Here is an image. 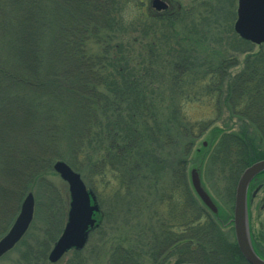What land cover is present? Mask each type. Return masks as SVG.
Returning a JSON list of instances; mask_svg holds the SVG:
<instances>
[{
    "label": "trees",
    "instance_id": "obj_1",
    "mask_svg": "<svg viewBox=\"0 0 264 264\" xmlns=\"http://www.w3.org/2000/svg\"><path fill=\"white\" fill-rule=\"evenodd\" d=\"M131 1L0 0V216L18 214L32 192L41 226L32 223L11 251L14 263L51 264L69 210V193L48 179L61 160L82 176L100 208L88 245L65 264H248L232 218L241 174L264 160V44L237 36L242 63L216 50L204 57L183 50L168 77L153 81L157 29L171 30L177 45L189 38L173 31L177 15L128 19ZM130 28L152 39L148 64L130 49L120 56ZM162 84L172 102L204 101L240 130L222 132L206 170L224 183L229 213L209 212L185 177L192 147L217 120L189 126L173 123L175 111L162 117ZM213 129L216 136L223 131ZM14 217H5L0 238Z\"/></svg>",
    "mask_w": 264,
    "mask_h": 264
},
{
    "label": "rangeland",
    "instance_id": "obj_2",
    "mask_svg": "<svg viewBox=\"0 0 264 264\" xmlns=\"http://www.w3.org/2000/svg\"><path fill=\"white\" fill-rule=\"evenodd\" d=\"M159 1L163 2L164 4L166 1H169L171 3L172 10H177V12L181 11L180 17L177 14V19H179L177 22L179 23H176L174 24V27H171L178 37L179 35L182 36V38L186 36L189 39H186L180 45H177L171 37V30H169L167 27H159V29H157L158 36L156 44L153 43L152 39L143 40L140 36V33L138 32V28L135 29L136 33L133 32L130 28V33H127V35L125 34L122 40V42H124V48L121 52L122 54H120V56H122L126 54V51H128V49H130V51L132 52V58L135 61L145 60L148 64L147 60L150 58V56L147 54V46L150 42H152L153 45L150 47V49L154 53V58L156 62L151 63L152 76L154 75V71L157 72L156 77H153V81L162 79L161 77H168L169 68L171 65L170 62L176 60L177 54L183 50H190L193 48L197 50L199 49L198 51L202 52L203 57L208 56V53H210V51L216 50L219 53L218 56L220 58H235L237 59V62H243L245 55H240L238 52L234 51L235 43H237V38L239 37L234 30V24L237 20L238 0H153V3ZM148 2L149 0H132L126 12V17L131 20H136L140 16L146 19L147 17H149L147 15H156L155 10L149 6ZM178 6H180V9H178ZM164 15L169 18H176L175 16L173 17L169 13L161 15L157 14V16ZM194 40H198V42H200L201 44H194ZM127 53L131 55L129 51ZM183 55L186 56L185 53ZM130 66H132V64ZM237 71L238 68L232 70V73H236ZM159 88L160 89L157 90L159 94V114H161L162 117H165L167 115H172L173 111L177 112V120L173 121L175 125L180 124L181 120H183V122L186 121L189 126L195 123L210 121L212 122L214 120H217V122H215L209 130H206L202 135H200V137L192 147L188 156L185 177L187 185L192 188L189 179V172L191 168L200 166L202 169V178L205 188L207 189L209 194L214 198L217 205L224 212V214L229 213L230 205L227 202L225 196L223 195L224 183L221 182L219 185L217 176L212 173L207 174L206 170L208 158L216 144L219 143L222 137V132H224L225 134L233 132L238 133L240 130L238 129V127L233 126L234 122H230L226 125L225 116H222L218 119L217 115L215 114V110L211 106L205 104L204 101L172 102L170 100L171 92L166 87V84L159 85ZM214 127H218L220 128V130L222 129L223 131H219L216 136L213 131ZM229 128L230 131H228ZM18 130L19 129H16V131ZM203 142H207L209 145L204 148ZM48 179L50 180V182L55 184L59 188V190L62 189L64 192L67 191L69 193L67 183L61 179L59 174H57L54 169L52 173L48 175ZM33 195L35 198L36 194L33 193ZM262 196L264 197V190L262 192ZM260 207L261 205L259 204L257 209L254 210L253 217L255 220V227L257 229L258 235L261 239H264V208L261 209ZM5 213L4 218L2 217L4 214L0 216L1 218H3V221L5 220L6 216L10 217L11 220L15 216V220L18 215L16 214V211H14V209H9ZM34 220L33 223L35 225V228H40L41 226L39 224V220L36 219V213ZM3 221L0 220V226H3V224L6 223L5 221L3 223ZM13 222L11 223L10 227L12 226ZM222 226H224V224ZM139 227L143 228V225L139 224ZM227 230L228 228L225 227L223 231L227 233ZM107 231L108 227L105 228L104 232ZM126 231L127 229H124L122 232ZM99 244L100 243L98 242V245ZM15 254V252L12 253L10 251L5 255V257L3 256V258L0 259V264H15ZM70 257L71 253H68L55 264H65L68 262Z\"/></svg>",
    "mask_w": 264,
    "mask_h": 264
},
{
    "label": "water",
    "instance_id": "obj_3",
    "mask_svg": "<svg viewBox=\"0 0 264 264\" xmlns=\"http://www.w3.org/2000/svg\"><path fill=\"white\" fill-rule=\"evenodd\" d=\"M157 10L166 9L163 2H155ZM236 34L256 46L264 44V0H238ZM208 145L203 142V147ZM54 171L67 183L69 189V210L66 224L51 249L48 259L52 264L61 260L71 250H83L96 224L95 214L100 212L93 191L89 190L82 176L66 162L58 160L53 164ZM264 172V160L247 167L237 183L234 206L233 228L238 248L248 264H264V259L255 252L250 234L248 212V188L251 181ZM191 187L200 202L213 215H219L220 207L205 188L200 166L189 172ZM35 214V198L28 193L23 199L20 211L7 233L0 239V259L12 251L29 231ZM196 264V263H180Z\"/></svg>",
    "mask_w": 264,
    "mask_h": 264
},
{
    "label": "flooded vegetation",
    "instance_id": "obj_4",
    "mask_svg": "<svg viewBox=\"0 0 264 264\" xmlns=\"http://www.w3.org/2000/svg\"><path fill=\"white\" fill-rule=\"evenodd\" d=\"M148 4L150 7H152L155 10L156 15L157 14L161 15L165 13H169L173 17L177 15V10L176 11L172 10V6L169 1L165 2V4L167 5L166 9H163L161 11H157V9L154 7L153 0H149ZM178 9H180V6H178ZM263 190H264V173H261L257 175L249 185L248 211H249V225H250L252 245L255 252L262 259H264V239H261L260 236L258 235L253 216H254V210L257 209L259 204L261 205L260 207L261 209L264 208V197L262 196ZM70 252H72V250L69 251V253Z\"/></svg>",
    "mask_w": 264,
    "mask_h": 264
}]
</instances>
